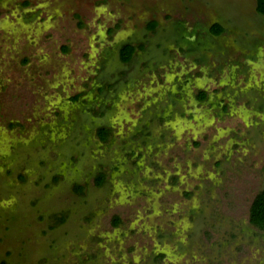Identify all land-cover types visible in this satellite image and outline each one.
I'll use <instances>...</instances> for the list:
<instances>
[{"label":"rangeland","instance_id":"1","mask_svg":"<svg viewBox=\"0 0 264 264\" xmlns=\"http://www.w3.org/2000/svg\"><path fill=\"white\" fill-rule=\"evenodd\" d=\"M263 188L256 0H0V264H264Z\"/></svg>","mask_w":264,"mask_h":264},{"label":"trees","instance_id":"2","mask_svg":"<svg viewBox=\"0 0 264 264\" xmlns=\"http://www.w3.org/2000/svg\"><path fill=\"white\" fill-rule=\"evenodd\" d=\"M256 10L264 14V0H256ZM156 25V20H152L150 22L151 29H153ZM224 29V26L219 23L215 22L211 27L210 30L214 34H218L222 32ZM136 49V46L130 42L124 43L121 48H120V56L123 61H128L132 57L134 51ZM201 98L205 96V91L200 90V95ZM98 134L102 139H105L107 137V129L105 127H99L98 128ZM103 174L99 173L96 177V182L98 184L102 183L103 181ZM64 216L62 215L61 219H63ZM249 220L253 224L264 228V188L259 190L249 207ZM114 224H117L119 222V218L115 217L113 219Z\"/></svg>","mask_w":264,"mask_h":264}]
</instances>
